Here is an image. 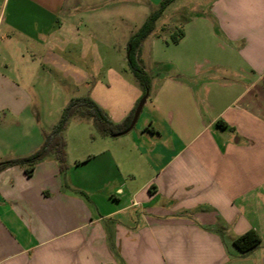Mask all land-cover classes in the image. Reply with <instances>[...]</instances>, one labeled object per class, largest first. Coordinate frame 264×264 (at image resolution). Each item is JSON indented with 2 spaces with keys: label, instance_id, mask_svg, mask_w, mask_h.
Segmentation results:
<instances>
[{
  "label": "crops",
  "instance_id": "crops-1",
  "mask_svg": "<svg viewBox=\"0 0 264 264\" xmlns=\"http://www.w3.org/2000/svg\"><path fill=\"white\" fill-rule=\"evenodd\" d=\"M202 3L173 69L148 56L142 125L67 149L65 172L53 156L32 176L0 172V264H264V0ZM69 4L0 0V21L36 39ZM12 41L0 40V112L14 120L0 124V162L37 151L55 125L28 114L31 93L9 76ZM93 100L116 124L139 102ZM249 231L262 244L242 255L234 241Z\"/></svg>",
  "mask_w": 264,
  "mask_h": 264
},
{
  "label": "rangeland",
  "instance_id": "rangeland-1",
  "mask_svg": "<svg viewBox=\"0 0 264 264\" xmlns=\"http://www.w3.org/2000/svg\"><path fill=\"white\" fill-rule=\"evenodd\" d=\"M163 1L75 0L69 4L70 11L67 8L56 17L48 35L36 31V39L19 29L9 32L8 23L1 20L0 40L5 36L13 40L6 47L11 56L9 76L31 93L33 103L28 114L35 123L56 125L70 101L77 98L115 104L140 101L142 90L128 66V43ZM204 5L202 0H177L165 10L154 33L142 44L144 68L150 54V61H162V71L173 69L179 50L173 36L185 29L186 20L202 14L199 10ZM144 109L138 127L144 121ZM5 114L0 112V124L9 126L14 120L9 112ZM100 139L94 124L80 118L71 120L65 133L67 149L74 157L83 147L97 150L98 145L107 143ZM94 165L88 163L83 169L92 174ZM78 171L70 175L77 177Z\"/></svg>",
  "mask_w": 264,
  "mask_h": 264
},
{
  "label": "trees",
  "instance_id": "trees-1",
  "mask_svg": "<svg viewBox=\"0 0 264 264\" xmlns=\"http://www.w3.org/2000/svg\"><path fill=\"white\" fill-rule=\"evenodd\" d=\"M175 1L176 0H164L160 7L151 13L146 22L129 40L127 56L128 66L142 90L143 95L140 101L146 96L149 98L152 87L151 76L144 68L141 60L142 44L154 33L157 21L161 18L165 10ZM183 35L184 32L179 30L178 33L173 36L174 42H179ZM136 108L122 123L116 124L110 119L106 111L93 99L88 97L73 99L63 111L57 124L49 132L43 133V143L41 147L27 157L0 162V172L11 167L20 166L26 169L29 176H32L36 165L45 158L51 156L58 161L61 172H65L68 169L65 132L71 120L80 118L81 120L91 121L101 136L109 137L123 133L130 127ZM234 244L242 255H247L259 247L262 244V240L255 231H249L237 238Z\"/></svg>",
  "mask_w": 264,
  "mask_h": 264
},
{
  "label": "water",
  "instance_id": "water-1",
  "mask_svg": "<svg viewBox=\"0 0 264 264\" xmlns=\"http://www.w3.org/2000/svg\"><path fill=\"white\" fill-rule=\"evenodd\" d=\"M147 98L148 97L146 96L139 102V104H138V106L136 108V111H135V114H134V117H133V120H132V123H131L130 127L125 132L113 135L112 137H121V136L129 133L136 126L137 121H138V119H139V117H140V115L142 113L143 108H144V105H145V103L147 101Z\"/></svg>",
  "mask_w": 264,
  "mask_h": 264
}]
</instances>
